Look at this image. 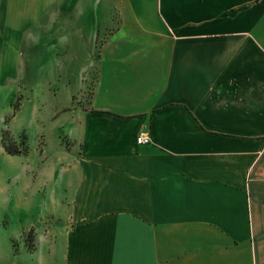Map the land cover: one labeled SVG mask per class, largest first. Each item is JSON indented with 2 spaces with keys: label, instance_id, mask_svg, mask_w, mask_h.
I'll use <instances>...</instances> for the list:
<instances>
[{
  "label": "crops",
  "instance_id": "crops-1",
  "mask_svg": "<svg viewBox=\"0 0 264 264\" xmlns=\"http://www.w3.org/2000/svg\"><path fill=\"white\" fill-rule=\"evenodd\" d=\"M39 1L0 0V69L10 22ZM117 4L99 45L96 28L69 142L58 154L46 143L30 167L49 222L27 252L39 264H264V0Z\"/></svg>",
  "mask_w": 264,
  "mask_h": 264
},
{
  "label": "rangeland",
  "instance_id": "rangeland-1",
  "mask_svg": "<svg viewBox=\"0 0 264 264\" xmlns=\"http://www.w3.org/2000/svg\"><path fill=\"white\" fill-rule=\"evenodd\" d=\"M77 1L49 0L44 6L32 5L35 13L10 22V35L3 36L0 252L1 257L12 259L16 254L20 264L41 263L39 255L27 252V233L36 228L43 235L49 222L40 201L42 194L34 195L27 185L30 167L40 161L46 143L48 151L58 154V143L69 142L67 134L75 129L74 110L87 102L92 88L96 28L101 31L99 45L109 29L120 23L119 0ZM6 130L18 143L26 133L28 155L5 151L2 137ZM31 241L36 246L37 236ZM39 247L45 250V243L40 242Z\"/></svg>",
  "mask_w": 264,
  "mask_h": 264
},
{
  "label": "trees",
  "instance_id": "trees-1",
  "mask_svg": "<svg viewBox=\"0 0 264 264\" xmlns=\"http://www.w3.org/2000/svg\"><path fill=\"white\" fill-rule=\"evenodd\" d=\"M2 146L4 147L5 151L12 155H28L29 153V145L27 142V135L24 133L23 139L18 143L12 134L8 130L4 131L2 137ZM35 230L32 228L27 233V246L28 250L34 252L37 249V246L33 244L31 241L35 236Z\"/></svg>",
  "mask_w": 264,
  "mask_h": 264
},
{
  "label": "built area",
  "instance_id": "built-area-1",
  "mask_svg": "<svg viewBox=\"0 0 264 264\" xmlns=\"http://www.w3.org/2000/svg\"><path fill=\"white\" fill-rule=\"evenodd\" d=\"M151 141V137L147 131H141L137 137L138 144H146Z\"/></svg>",
  "mask_w": 264,
  "mask_h": 264
}]
</instances>
